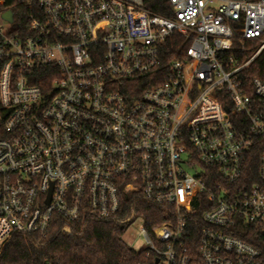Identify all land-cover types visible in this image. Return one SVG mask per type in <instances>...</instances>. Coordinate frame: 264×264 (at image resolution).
Instances as JSON below:
<instances>
[{
    "label": "built area",
    "instance_id": "1",
    "mask_svg": "<svg viewBox=\"0 0 264 264\" xmlns=\"http://www.w3.org/2000/svg\"><path fill=\"white\" fill-rule=\"evenodd\" d=\"M15 1L26 24L11 10L0 26V257L17 237L41 246L58 217L70 235L140 222L136 264H264L234 234L264 235V81L241 76L264 50V0H165L166 16L145 0ZM174 34L188 46L164 66Z\"/></svg>",
    "mask_w": 264,
    "mask_h": 264
},
{
    "label": "trees",
    "instance_id": "2",
    "mask_svg": "<svg viewBox=\"0 0 264 264\" xmlns=\"http://www.w3.org/2000/svg\"><path fill=\"white\" fill-rule=\"evenodd\" d=\"M2 1V0H0ZM0 5V14L12 10L15 14V27L20 28L26 23L22 12L25 10L15 0H3ZM144 7L153 14L169 15L168 3L165 0H145ZM185 39L179 35H172L166 45L162 47V65H166L170 58L179 57L187 49ZM257 44L249 42L243 52L237 57L247 61L255 52ZM242 78L249 86L254 78L264 81V50L252 60L242 71ZM4 136L0 126V137ZM260 151L252 150L248 158V168L256 171ZM131 196L125 198L120 218H125ZM126 203V204H125ZM138 208L146 209L149 214L145 218L148 227L161 221L155 216V211L150 206L140 205ZM85 227L80 232V225ZM74 227V234L60 232L63 223L55 217L46 236L40 237L41 246H35L32 241L24 238H14L5 248L0 264H136L142 260L143 252L136 251L123 239L126 224L119 222L81 221ZM235 235L257 245L264 253V235L261 231L248 230L234 232ZM38 239V236L36 237Z\"/></svg>",
    "mask_w": 264,
    "mask_h": 264
},
{
    "label": "rangeland",
    "instance_id": "3",
    "mask_svg": "<svg viewBox=\"0 0 264 264\" xmlns=\"http://www.w3.org/2000/svg\"><path fill=\"white\" fill-rule=\"evenodd\" d=\"M0 26L3 27L4 30H10L11 25L6 22L2 16L0 15ZM140 222L132 221L127 225V229L124 233L123 239L125 242L135 250H140L144 246L143 237L139 231Z\"/></svg>",
    "mask_w": 264,
    "mask_h": 264
},
{
    "label": "water",
    "instance_id": "4",
    "mask_svg": "<svg viewBox=\"0 0 264 264\" xmlns=\"http://www.w3.org/2000/svg\"><path fill=\"white\" fill-rule=\"evenodd\" d=\"M2 18L8 22H13V12L11 10L6 11L2 14Z\"/></svg>",
    "mask_w": 264,
    "mask_h": 264
}]
</instances>
